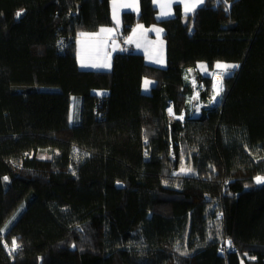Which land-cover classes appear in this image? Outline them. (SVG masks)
I'll list each match as a JSON object with an SVG mask.
<instances>
[{"label": "trees", "instance_id": "trees-1", "mask_svg": "<svg viewBox=\"0 0 264 264\" xmlns=\"http://www.w3.org/2000/svg\"><path fill=\"white\" fill-rule=\"evenodd\" d=\"M111 1L0 0V264H264V0L166 19L141 0L122 33L159 24L167 64L82 69L77 37L115 23ZM219 61L239 67L198 110L189 70L207 101Z\"/></svg>", "mask_w": 264, "mask_h": 264}, {"label": "crops", "instance_id": "crops-1", "mask_svg": "<svg viewBox=\"0 0 264 264\" xmlns=\"http://www.w3.org/2000/svg\"><path fill=\"white\" fill-rule=\"evenodd\" d=\"M127 4H132L133 7L128 8L125 7ZM154 4L157 7V17L158 19H166L170 18L175 15V7L176 5L180 4L182 9L183 5L178 2V0H154ZM170 4V7L167 5ZM161 5H165L163 8V11L171 13L168 16H161ZM111 8H112V15L114 13V5L113 0L111 1ZM115 8L116 10H119L120 13L123 14L124 11H134L137 14L141 11V0H115ZM114 19V18H113ZM159 24L155 23L151 26H145L142 23L135 24L131 30L124 35L122 33L123 28V21L122 16L117 24L109 25V26H103L101 28L104 29H113L112 32H101L99 28L97 31L92 33H86V35L78 36L76 40V52L78 57L79 65L83 68L88 69H94V70H110L112 68V58L113 55L117 52H121L124 50H133L136 52H141L144 54L146 60L151 64H157L160 66H163V61L166 59V49L163 48V51L157 55L155 52L151 50V46H147L144 41L141 40H151L156 39L155 33H153V27H157ZM142 26V27H139ZM160 26V25H159ZM137 31L141 32V40H138L136 38ZM163 33V30H162ZM78 38H81L82 40L78 41ZM164 39V38H163ZM84 41V42H81ZM165 42V41H164ZM88 46L89 53L92 55V58L90 61L87 62V64H105L109 63L111 67L105 68V67H92L91 65L82 66L79 61L80 53L83 51L84 46ZM125 45V46H123ZM139 45V47L137 46ZM102 53L103 59L100 58V54ZM164 58V59H163ZM157 61H160L158 63ZM220 64H225L224 62H217ZM217 63L215 65H217ZM145 82V81H144ZM223 94V93H222ZM221 94V96H222ZM221 100V99H220ZM73 105L75 108V112H73V108L71 109L70 113V120L71 123H74V121L79 120L80 116V108H81V97L75 96L73 99Z\"/></svg>", "mask_w": 264, "mask_h": 264}, {"label": "snow or ice", "instance_id": "snow-or-ice-1", "mask_svg": "<svg viewBox=\"0 0 264 264\" xmlns=\"http://www.w3.org/2000/svg\"><path fill=\"white\" fill-rule=\"evenodd\" d=\"M179 3H181L183 5V11L185 14L187 13H192L195 11V9L202 5L205 0H178ZM219 2V0H218ZM113 5H114V9H115V0H113ZM168 7H170V4L167 5ZM125 7H128V8H131L133 7L132 4H127L125 5ZM165 7V5H161V16H168L170 15L171 13L169 12H165L163 11V8ZM17 17H19L21 15L20 12H17L16 13ZM113 18L116 19V22L117 24L119 23V19L116 17V14H115V10H114V13H113ZM139 27H142V26H139ZM101 32H112L113 29H104V28H101L100 29ZM157 32H160L162 31V29H157L156 30ZM83 35V34H82ZM139 47V45H137ZM158 63H160V61H157ZM81 65L82 66H86L84 65V62L83 60L81 61ZM92 67H105V68H109L111 67V65L109 63H105V64H94V65H91ZM201 67H205L203 65H201ZM217 68H220V69H223L225 72H227L228 69L230 68H238L239 65H228V64H220V63H217L216 65ZM190 71V70H189ZM222 80L223 78L221 77L219 82L217 84H214L213 88H214V95L212 97V101L215 102L216 100V97L219 96L221 94V92L223 91V83H222ZM151 83V81H148V80H145V88L147 89V86ZM104 93H100V95H103ZM168 112H169V115H174L173 111L171 108L168 109ZM179 119H183V116H180L178 117ZM147 154V153H145ZM193 172V169L191 168H181V173H192ZM5 180H7L8 178L7 177H4ZM255 182L258 183V184H264V176H256L255 178ZM119 183V182H118ZM222 215V214H221ZM227 244L229 245V247H231V241H227ZM20 247V245L17 244L16 240L13 239L12 241V250L15 251L17 250L18 248ZM75 247V246H73ZM186 254V253H185Z\"/></svg>", "mask_w": 264, "mask_h": 264}, {"label": "rangeland", "instance_id": "rangeland-1", "mask_svg": "<svg viewBox=\"0 0 264 264\" xmlns=\"http://www.w3.org/2000/svg\"><path fill=\"white\" fill-rule=\"evenodd\" d=\"M199 7V6H198ZM115 10V14H116V17L119 19V21H120V19H121V16H122V13H120L119 12V10H116V8L114 9ZM114 22H115V24L117 23L116 22V19H114ZM157 29H162V27L161 26H157V27H153V29H151V30H153V33H155V35H156V39H152V41L151 40H141L142 38V36H141V32L140 31H137V34H136V38L138 39V40H141L142 42L144 41V43L147 45V46H151V50L153 51V52H155V54H159L160 52H161V50L163 51V48L165 47V49H166V44H165V42H164V39H163V33H162V31H160V32H157L156 30ZM163 30V29H162ZM83 35H86V33L85 34H83ZM80 36H82V35H80ZM79 36V37H80ZM80 40H82L81 38H78V41H80ZM81 42H84V41H81ZM89 48H88V46H84L83 47V51H82V53H80V56H79V61H80V64H81V61L83 60V62H84V65H94V64H87V62L88 61H90L91 59H93L92 58V55L89 53ZM100 54V58L101 59H103V57H102V53H99ZM164 59V58H163ZM165 63V64H164ZM162 64H164L163 66H160V65H158V66H160V67H164L166 64H167V61H166V59H164V61H163V63ZM155 65V64H154ZM157 65V64H156ZM204 66V65H203ZM81 67V66H80ZM82 69H88V68H83V67H81ZM201 68V70L202 71H204L205 70V67H200ZM198 69H196V71H197ZM191 72H190V77H191V73L193 74V78H195V69H191L190 70ZM223 72H224V70L223 69H220V68H217L216 67V65H215V70H214V73H213V86H214V84H216V82H215V78H216V76L217 75H220L222 78H223ZM145 80H148V81H151V83L147 86V89L145 88V82H144V85H143V88H144V90L145 91H150V88H151V86H152V84L154 83V81L151 79V78H146ZM222 83H223V85H224V79L222 80ZM224 91V90H223ZM223 91L221 92V93H223ZM99 92H101V91H99ZM213 93H214V88H213ZM195 99V98H194ZM221 99V98H220ZM197 100V99H196ZM218 100L216 99L215 100V102H213L212 101V103H211V105H217L219 102H217ZM189 102L193 105V107L194 108H199L200 106H202L203 104H204V102L202 103V102H199L198 100L197 101H195V100H189ZM74 107V105H72V108ZM73 112H75V108H73ZM183 118H185L184 116H183ZM190 168L189 167V165H187V162L184 160L183 162H182V165L180 166V168H179V170H178V173H181V168ZM182 174H185V173H182ZM258 176H264V175H258Z\"/></svg>", "mask_w": 264, "mask_h": 264}, {"label": "built area", "instance_id": "built-area-1", "mask_svg": "<svg viewBox=\"0 0 264 264\" xmlns=\"http://www.w3.org/2000/svg\"><path fill=\"white\" fill-rule=\"evenodd\" d=\"M123 46H125V45H123ZM189 72H190V71H189ZM190 79H191V84H192V86L194 87L195 91H194L193 95L189 98V100L191 101V100H193L194 98H197L199 102H202V103L204 102V104H203L202 106H200V107L198 108V110H200V108H202V107H204V106H209V105H210V106H213V105H211V103H212V97H213L214 93L211 95V97H210L207 101L202 100V99L200 98V97H201V94H202V91L206 89V84H205V82L200 81V80H198V79H196V78H193V77H191ZM221 94H222V93H221ZM221 94H220L219 96L216 97V99L218 100L217 102H220ZM189 103H190V102H189ZM182 116L185 117V114L182 115ZM183 120H184V118H183Z\"/></svg>", "mask_w": 264, "mask_h": 264}, {"label": "bare ground", "instance_id": "bare-ground-1", "mask_svg": "<svg viewBox=\"0 0 264 264\" xmlns=\"http://www.w3.org/2000/svg\"><path fill=\"white\" fill-rule=\"evenodd\" d=\"M220 78H221L220 75H217V76H216V78H215V82H216V84L219 82ZM223 90H224V85H223ZM196 99H197V98H195V99H193V100L197 101L198 99H197V100H196Z\"/></svg>", "mask_w": 264, "mask_h": 264}, {"label": "water", "instance_id": "water-1", "mask_svg": "<svg viewBox=\"0 0 264 264\" xmlns=\"http://www.w3.org/2000/svg\"><path fill=\"white\" fill-rule=\"evenodd\" d=\"M80 6H78V9H79ZM77 14H79V12H77Z\"/></svg>", "mask_w": 264, "mask_h": 264}]
</instances>
